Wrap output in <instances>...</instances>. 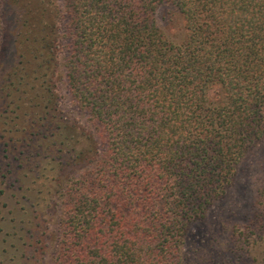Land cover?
<instances>
[{"label":"trees","instance_id":"1","mask_svg":"<svg viewBox=\"0 0 264 264\" xmlns=\"http://www.w3.org/2000/svg\"><path fill=\"white\" fill-rule=\"evenodd\" d=\"M14 4L0 137L39 190L1 242L21 241L16 264H43L56 215L52 264H183L189 223L264 138V0ZM163 4L184 19L181 42L157 23ZM61 50L83 126L59 107Z\"/></svg>","mask_w":264,"mask_h":264},{"label":"rangeland","instance_id":"2","mask_svg":"<svg viewBox=\"0 0 264 264\" xmlns=\"http://www.w3.org/2000/svg\"><path fill=\"white\" fill-rule=\"evenodd\" d=\"M156 19L169 40H183L186 32L184 19L173 6H159ZM16 26L14 0H2L1 64L6 65L15 59L12 54V34ZM62 55L61 50V75L56 79L59 107L68 118L83 126L87 121L86 115L79 110L67 89L62 76ZM6 127L0 117V133ZM22 149L8 142L7 138L0 137V264L22 261L24 248L21 247V241L9 248L1 242L5 237L2 231L7 226L19 224L23 211L29 210L28 206L35 203L39 190L38 180L24 177L26 170L21 168L23 155L19 153ZM50 227L51 239L45 250L43 264H52L54 257L58 234L56 215ZM181 252L183 264H264V138L242 157L226 192L209 205L202 217L189 223ZM11 256L13 259H10Z\"/></svg>","mask_w":264,"mask_h":264}]
</instances>
